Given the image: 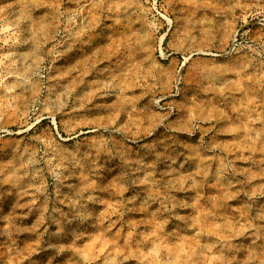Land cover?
Wrapping results in <instances>:
<instances>
[{"label": "rangeland", "instance_id": "1", "mask_svg": "<svg viewBox=\"0 0 264 264\" xmlns=\"http://www.w3.org/2000/svg\"><path fill=\"white\" fill-rule=\"evenodd\" d=\"M0 264H264V0H0Z\"/></svg>", "mask_w": 264, "mask_h": 264}]
</instances>
